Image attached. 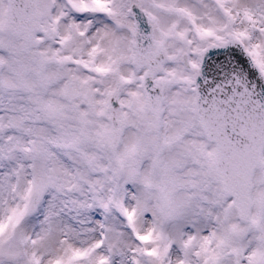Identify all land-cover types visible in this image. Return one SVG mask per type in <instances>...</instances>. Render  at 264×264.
<instances>
[{
  "label": "snow or ice",
  "instance_id": "snow-or-ice-1",
  "mask_svg": "<svg viewBox=\"0 0 264 264\" xmlns=\"http://www.w3.org/2000/svg\"><path fill=\"white\" fill-rule=\"evenodd\" d=\"M0 264H264V0H0Z\"/></svg>",
  "mask_w": 264,
  "mask_h": 264
}]
</instances>
